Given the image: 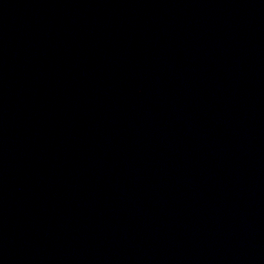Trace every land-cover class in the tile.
Returning <instances> with one entry per match:
<instances>
[{"label": "water", "instance_id": "obj_1", "mask_svg": "<svg viewBox=\"0 0 264 264\" xmlns=\"http://www.w3.org/2000/svg\"><path fill=\"white\" fill-rule=\"evenodd\" d=\"M0 264H264V0H0Z\"/></svg>", "mask_w": 264, "mask_h": 264}]
</instances>
